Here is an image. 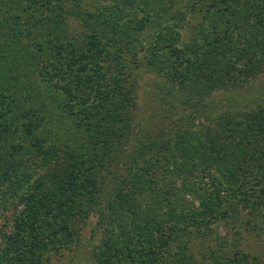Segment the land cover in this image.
Segmentation results:
<instances>
[{
  "label": "trees",
  "instance_id": "1",
  "mask_svg": "<svg viewBox=\"0 0 264 264\" xmlns=\"http://www.w3.org/2000/svg\"><path fill=\"white\" fill-rule=\"evenodd\" d=\"M92 218V264H264V0H0V264Z\"/></svg>",
  "mask_w": 264,
  "mask_h": 264
},
{
  "label": "rangeland",
  "instance_id": "2",
  "mask_svg": "<svg viewBox=\"0 0 264 264\" xmlns=\"http://www.w3.org/2000/svg\"><path fill=\"white\" fill-rule=\"evenodd\" d=\"M189 32V28L187 30ZM185 38H187L188 33L184 32ZM154 79L151 75H145L141 78V88H140V103H142V112L147 115L154 107L153 102L149 98L147 92V86L150 85L151 81ZM96 218H92L90 223L86 226L82 234V240L77 250L72 252H67L62 258L56 259L54 264H92L90 259V251L92 249V243L96 239L93 238V229L95 227Z\"/></svg>",
  "mask_w": 264,
  "mask_h": 264
}]
</instances>
